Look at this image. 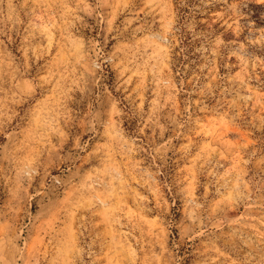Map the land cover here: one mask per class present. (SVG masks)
I'll return each mask as SVG.
<instances>
[{
    "label": "rangeland",
    "instance_id": "obj_1",
    "mask_svg": "<svg viewBox=\"0 0 264 264\" xmlns=\"http://www.w3.org/2000/svg\"><path fill=\"white\" fill-rule=\"evenodd\" d=\"M0 264H264V0H0Z\"/></svg>",
    "mask_w": 264,
    "mask_h": 264
}]
</instances>
